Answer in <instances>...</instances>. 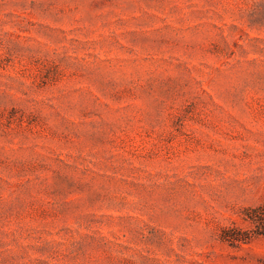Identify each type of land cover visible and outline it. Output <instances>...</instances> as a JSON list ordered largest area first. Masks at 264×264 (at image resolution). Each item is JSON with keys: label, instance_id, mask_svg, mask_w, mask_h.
<instances>
[{"label": "rangeland", "instance_id": "obj_1", "mask_svg": "<svg viewBox=\"0 0 264 264\" xmlns=\"http://www.w3.org/2000/svg\"><path fill=\"white\" fill-rule=\"evenodd\" d=\"M264 0H0V264H264Z\"/></svg>", "mask_w": 264, "mask_h": 264}, {"label": "trees", "instance_id": "obj_2", "mask_svg": "<svg viewBox=\"0 0 264 264\" xmlns=\"http://www.w3.org/2000/svg\"><path fill=\"white\" fill-rule=\"evenodd\" d=\"M244 220L253 225L252 230L242 231L237 228L225 230L221 239L228 243L248 242L252 238L264 236V202L257 207L247 208L244 211Z\"/></svg>", "mask_w": 264, "mask_h": 264}]
</instances>
